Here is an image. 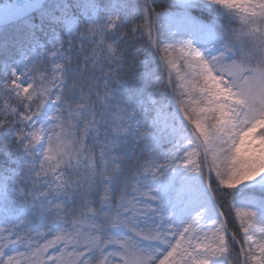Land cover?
Returning a JSON list of instances; mask_svg holds the SVG:
<instances>
[{"label":"snow or ice","instance_id":"snow-or-ice-1","mask_svg":"<svg viewBox=\"0 0 264 264\" xmlns=\"http://www.w3.org/2000/svg\"><path fill=\"white\" fill-rule=\"evenodd\" d=\"M0 264H264V0H0Z\"/></svg>","mask_w":264,"mask_h":264}]
</instances>
